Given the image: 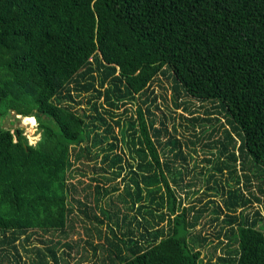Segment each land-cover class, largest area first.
Returning <instances> with one entry per match:
<instances>
[{
  "label": "trees",
  "instance_id": "obj_1",
  "mask_svg": "<svg viewBox=\"0 0 264 264\" xmlns=\"http://www.w3.org/2000/svg\"><path fill=\"white\" fill-rule=\"evenodd\" d=\"M159 77L194 140L155 124ZM10 113L41 138L1 123L0 264H264V0H0Z\"/></svg>",
  "mask_w": 264,
  "mask_h": 264
},
{
  "label": "rangeland",
  "instance_id": "obj_2",
  "mask_svg": "<svg viewBox=\"0 0 264 264\" xmlns=\"http://www.w3.org/2000/svg\"><path fill=\"white\" fill-rule=\"evenodd\" d=\"M159 83L155 82L152 84V88L154 90V94L158 95V99L156 101V103H158V109H156L154 106L151 107V110H153L154 114L156 115V121L155 124L157 126L160 125V118L163 117V115L167 116V120H165L168 128L171 130L172 129V123H174L176 125V129L177 132L174 134L176 137H179L180 139L184 138V139H190V140H194V138L188 133V131H186L183 127L179 126V123L182 124V126H184L185 124H187L186 121H181L179 119V115H187V111L182 109V105H180L178 108L175 107L174 102L171 100L172 96H171V89L169 88V83L163 78V77H159ZM160 84V86L164 87L165 89H161L160 86L158 85ZM165 98V101L162 98ZM184 100H186V107L188 109H192L194 112L193 115L196 116H203L206 117L205 115H203V110L205 108H209V104L207 103H201L199 101H197V99H194L192 97H188L185 96L183 97ZM188 101V102H187ZM82 108H85V105L81 106ZM134 109L135 106H132V109H130V111L126 112V116L132 115V118H135L136 115L134 113ZM174 117V120H172L171 117ZM214 115H209L208 117H213ZM219 123H224V119L219 117ZM28 121V120H27ZM25 119V116H21V115H13V113H10V116L7 117L4 121L3 124L5 127H9L11 128V132L13 131L12 129L14 127H21L23 129V134L26 136L28 143L29 144H35L36 141L41 138V134H39V131L37 129V122L36 120L31 123V122H27ZM27 122V123H26ZM212 124H214V122H211ZM116 131V129L114 128V132ZM216 135H214L212 138H210L211 140H215ZM207 139H201L199 144L195 146V151H191L190 148L192 146L189 145L188 143V148L187 147H183L184 151H186V153H189V156H191V159H187L186 162H182V161H177L175 162L177 164L178 167H180L181 169H183L184 171H186V169H193L195 168L194 171H191L188 175H186L185 178V182H187L188 180L192 179V175L195 173H197L198 176V171L201 170L200 168L203 166H206L207 164L204 163L205 159H209L210 158V151L209 148L204 147L203 145L208 143ZM170 148V145H167L164 150L165 152ZM189 150V151H188ZM212 152H215L214 149H212ZM160 156L162 159H164V156L162 155V150H160ZM196 165V166H195ZM76 168L78 167V165L76 164L75 166ZM79 172V171H78ZM86 176L81 177L79 174H75V177L72 178L71 180H69V182H71L72 184H76L77 180H80L82 182V184H78L76 185L79 189L81 188L82 185L87 184L89 181V177H91V173L85 172ZM201 177V180H197L196 183H194L191 187L190 186H185V188L190 189V188H196L201 192V190H203L204 188V179L203 177L205 176H198ZM93 183V182H91ZM210 184L212 183V181L209 182ZM198 193H192L189 195V197H186L184 199V203L188 204V200H190V198L194 197V196H198ZM76 198L81 199L82 194H77L75 196ZM205 198H203L202 200H204ZM213 199L217 202L220 201V197L218 195H214ZM119 204V203H118ZM255 204V203H254ZM253 204V205H254ZM254 207H260V209H262V207L260 205H255ZM252 210V209H251ZM262 212L264 214V210L262 209ZM203 220L204 218L198 223V225L195 227V229H200L201 225L203 224ZM206 230L210 233V228L209 227H205ZM204 228V229H205ZM77 230L80 232V228L77 226ZM44 236H47L48 234H43ZM31 237L33 236H38V234H31ZM57 237V236H56ZM76 234H71L70 238L75 239ZM216 239H214L213 241H215ZM35 243H37L36 241H33ZM65 250H67L66 248H64ZM18 250V255L21 257L20 261L23 260H27V252L24 254L22 252V250L20 248H17ZM204 255L207 256V254L211 253V247H209L208 249L206 248ZM218 254H220V252L218 250H215L214 252V257L217 256ZM206 259V258H205Z\"/></svg>",
  "mask_w": 264,
  "mask_h": 264
},
{
  "label": "bare ground",
  "instance_id": "obj_3",
  "mask_svg": "<svg viewBox=\"0 0 264 264\" xmlns=\"http://www.w3.org/2000/svg\"><path fill=\"white\" fill-rule=\"evenodd\" d=\"M31 117H33V116H31ZM31 117H26V116H25L26 121L28 120L27 122H29V121L31 120ZM27 122H26V123H27Z\"/></svg>",
  "mask_w": 264,
  "mask_h": 264
},
{
  "label": "water",
  "instance_id": "obj_4",
  "mask_svg": "<svg viewBox=\"0 0 264 264\" xmlns=\"http://www.w3.org/2000/svg\"><path fill=\"white\" fill-rule=\"evenodd\" d=\"M3 122V120H1V117H0V126H1V123Z\"/></svg>",
  "mask_w": 264,
  "mask_h": 264
},
{
  "label": "clouds",
  "instance_id": "obj_5",
  "mask_svg": "<svg viewBox=\"0 0 264 264\" xmlns=\"http://www.w3.org/2000/svg\"><path fill=\"white\" fill-rule=\"evenodd\" d=\"M35 119V118H34Z\"/></svg>",
  "mask_w": 264,
  "mask_h": 264
}]
</instances>
